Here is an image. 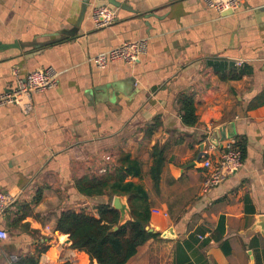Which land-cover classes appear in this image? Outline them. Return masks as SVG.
<instances>
[{"label": "crops", "instance_id": "1", "mask_svg": "<svg viewBox=\"0 0 264 264\" xmlns=\"http://www.w3.org/2000/svg\"><path fill=\"white\" fill-rule=\"evenodd\" d=\"M98 4L116 9L112 24L94 25ZM138 38L147 49L135 63L91 59ZM0 43V94L33 69L59 72L31 111L0 104V189L16 196L0 216V264L43 245L37 264H99L56 224L62 211L98 216L99 202L112 204L77 180L115 170L121 151L142 163L127 180L145 190L154 233L125 264H264V0L235 12L205 0H0ZM184 94L194 125L183 122ZM215 138L243 162L204 190Z\"/></svg>", "mask_w": 264, "mask_h": 264}, {"label": "trees", "instance_id": "2", "mask_svg": "<svg viewBox=\"0 0 264 264\" xmlns=\"http://www.w3.org/2000/svg\"><path fill=\"white\" fill-rule=\"evenodd\" d=\"M180 110L186 125L198 122L193 95L184 94L180 98ZM156 165L160 169V158ZM141 172L142 163L131 153L121 151L115 170L99 175L87 174L77 180L79 189L88 195L106 194L110 199L115 194L128 196L133 218L119 225L118 229H114V226L119 222L120 211L104 200L98 204V216L84 210L62 211L56 229L68 233L72 246L86 251L99 264H125L137 253L138 247L154 234L147 229L150 218L148 204L138 203L146 192L140 184L127 180L129 175H140ZM47 249L48 246L43 245L36 252L18 258L16 264H37L40 254Z\"/></svg>", "mask_w": 264, "mask_h": 264}, {"label": "built area", "instance_id": "3", "mask_svg": "<svg viewBox=\"0 0 264 264\" xmlns=\"http://www.w3.org/2000/svg\"><path fill=\"white\" fill-rule=\"evenodd\" d=\"M206 3L219 11H238L242 0H205ZM116 9L109 4L93 5L90 11L91 19L96 27L112 24L116 18ZM147 49V38L126 40L118 46L91 56L99 68L106 67L110 61L125 60L128 63L137 62ZM59 72L53 67L36 68L27 73L24 78L18 79V86L0 94V104L16 103L26 111L33 108L32 94L35 91L53 88L58 83ZM222 146L219 153L214 150ZM207 153V152H206ZM205 153V154H206ZM243 162L241 149L232 141L224 142L220 138L210 140L208 155L203 160L205 179L203 189L209 190L220 184L229 174L239 169ZM16 196L9 191L0 189V216H3L15 202ZM9 232L0 225V239L8 238ZM17 256L11 257L4 264H16Z\"/></svg>", "mask_w": 264, "mask_h": 264}, {"label": "water", "instance_id": "4", "mask_svg": "<svg viewBox=\"0 0 264 264\" xmlns=\"http://www.w3.org/2000/svg\"><path fill=\"white\" fill-rule=\"evenodd\" d=\"M227 12H229V11H227ZM3 47H7V44L0 43V48H3ZM206 145H207V141L202 142L201 150H203V152H204ZM125 196L126 195H120V194H115L113 196L112 205L120 211V219H119L118 224L114 226V229H118L119 225H121L122 223L126 222L127 220L133 218L130 204H129V202ZM263 228H264V226H263ZM147 229H149V226H147Z\"/></svg>", "mask_w": 264, "mask_h": 264}]
</instances>
